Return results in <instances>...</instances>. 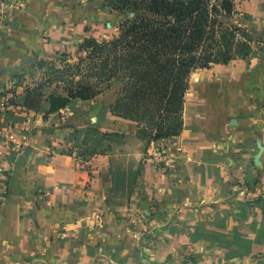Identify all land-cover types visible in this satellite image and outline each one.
I'll list each match as a JSON object with an SVG mask.
<instances>
[{
    "label": "crops",
    "instance_id": "crops-1",
    "mask_svg": "<svg viewBox=\"0 0 264 264\" xmlns=\"http://www.w3.org/2000/svg\"><path fill=\"white\" fill-rule=\"evenodd\" d=\"M79 2L2 1L0 135L21 148L7 142L0 161V264H264V155L254 162L264 146L260 44L247 59L194 74L183 132L145 149L138 124L112 114L114 89L47 119L23 105L42 76L37 64L77 55L90 38L73 16ZM256 3L247 9L259 19ZM8 89L19 97L13 110H3ZM90 128L126 135L124 150L139 146L135 164L118 166L115 151L85 155ZM151 146L159 152L145 158Z\"/></svg>",
    "mask_w": 264,
    "mask_h": 264
},
{
    "label": "trees",
    "instance_id": "trees-1",
    "mask_svg": "<svg viewBox=\"0 0 264 264\" xmlns=\"http://www.w3.org/2000/svg\"><path fill=\"white\" fill-rule=\"evenodd\" d=\"M104 2L125 17L118 35L104 42L86 39L78 46L75 63L68 62L73 60L69 54L41 61L52 65L51 73L27 88V110L42 112L47 119L76 101H93L116 87L112 114L136 122L138 137L150 146L183 132L193 73L247 59L254 50L250 32L229 22L237 14L234 0ZM7 94L16 97L17 91L8 89Z\"/></svg>",
    "mask_w": 264,
    "mask_h": 264
},
{
    "label": "rangeland",
    "instance_id": "rangeland-1",
    "mask_svg": "<svg viewBox=\"0 0 264 264\" xmlns=\"http://www.w3.org/2000/svg\"><path fill=\"white\" fill-rule=\"evenodd\" d=\"M236 3V10L237 14L232 18L229 22L232 25L235 26H241L243 28H246L250 34L254 37V42H258L257 49L259 46L262 47L261 51H264V14L259 19H256L258 17H254L252 14L248 13L247 7H249V0H234ZM254 2H257L256 4H259V2L264 0H250ZM240 6V11L238 10ZM87 7V9H86ZM94 7V8H92ZM238 7V8H237ZM73 16L74 19L80 24V30L87 31L90 33V38H94L99 42L109 41L112 40L115 36L118 35V29L120 26V23L125 19L124 16H122L119 13L111 11L109 8H107L104 0H80L79 7H75L73 9ZM259 20V27L257 26L258 23L255 21ZM250 25V26H249ZM254 49V50H255ZM77 55H73V60L71 61L69 58L67 59L68 62L75 63L77 61ZM46 63H53V62H46ZM222 65V64H221ZM51 66L52 65H43L41 62L37 64L38 69L42 72V76L40 77L39 81H44L51 73ZM59 64H57V67ZM201 70L205 69H199L194 74H201ZM192 75V77H193ZM191 77V80H192ZM117 93V88H113ZM47 92H52V89H48ZM117 97V95H116ZM125 137L126 135L123 134H104L99 132V130L95 128H90L86 131L85 134V140L82 147V152H84L85 155H89L92 152H98V153H105L107 151H115V155H118L117 158H115V162L118 166H122L124 164H128V166L131 164H135V159L130 158V152L133 149H138L139 146L135 148V144L130 145L128 141L129 151L124 150L125 147ZM147 146L145 145V149L149 146L147 140H143ZM156 143V142H154ZM152 145V144H151ZM153 150H151L150 156L149 154L145 156V158L151 159L155 153H158L159 150H157L159 147H152ZM154 148L156 150H154ZM128 150V149H127ZM121 151V152H120ZM124 153L126 155L119 156ZM161 153V152H160ZM154 154V155H153ZM143 161V160H142ZM129 168V167H128ZM131 167L129 171H131ZM125 172L123 173L125 175L123 181H126L128 184H130L134 177H131V175H134L131 172ZM122 173V172H121ZM136 175V174H135Z\"/></svg>",
    "mask_w": 264,
    "mask_h": 264
},
{
    "label": "built area",
    "instance_id": "built-area-1",
    "mask_svg": "<svg viewBox=\"0 0 264 264\" xmlns=\"http://www.w3.org/2000/svg\"><path fill=\"white\" fill-rule=\"evenodd\" d=\"M2 1L3 0H0V9L2 6ZM1 15H2V13L0 12V16ZM18 100H19L18 96L14 97L11 94H7L3 100V110H13L16 107L14 103L18 102ZM9 139L10 140H7L0 135V161L4 156V154H3L4 144H7V142L11 143L16 151L20 150V148H21V144L19 143L18 138L11 136V137H9ZM4 178H5V172H4L3 167L0 164V206H1L3 200L5 199V196H6V190H5V187H3ZM45 195L49 196L48 193H46Z\"/></svg>",
    "mask_w": 264,
    "mask_h": 264
},
{
    "label": "water",
    "instance_id": "water-1",
    "mask_svg": "<svg viewBox=\"0 0 264 264\" xmlns=\"http://www.w3.org/2000/svg\"><path fill=\"white\" fill-rule=\"evenodd\" d=\"M258 150L259 152L254 157V162L257 167H260L262 166V157L264 155V146L260 140L258 141Z\"/></svg>",
    "mask_w": 264,
    "mask_h": 264
}]
</instances>
